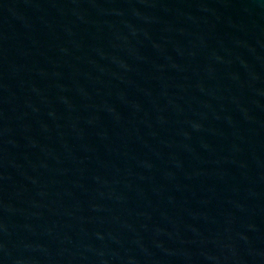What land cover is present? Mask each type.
Listing matches in <instances>:
<instances>
[{
    "label": "water",
    "instance_id": "water-1",
    "mask_svg": "<svg viewBox=\"0 0 264 264\" xmlns=\"http://www.w3.org/2000/svg\"><path fill=\"white\" fill-rule=\"evenodd\" d=\"M0 264H264V0H0Z\"/></svg>",
    "mask_w": 264,
    "mask_h": 264
}]
</instances>
